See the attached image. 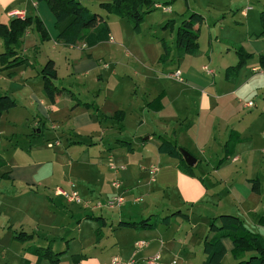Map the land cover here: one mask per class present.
Returning a JSON list of instances; mask_svg holds the SVG:
<instances>
[{"label":"crops","instance_id":"0c3cea01","mask_svg":"<svg viewBox=\"0 0 264 264\" xmlns=\"http://www.w3.org/2000/svg\"><path fill=\"white\" fill-rule=\"evenodd\" d=\"M253 3L261 5L259 0H225L222 10L217 11L210 2L213 12L209 14L211 11L208 10L205 14H200L204 21L200 26L198 54L178 60L175 50L170 54L171 62L175 58L177 60L174 70H180L183 79L181 83L185 82V86H158V81H163L162 78L168 74L162 75L157 70L140 68L132 73V82L127 81V98L117 95L116 89L120 90V86L116 85L112 91L114 107L111 112L102 113L99 102V105L94 100L82 102L74 95L73 90L74 86L83 87L85 77L91 73L98 82H103L105 65L108 68L106 71L111 70L106 63L116 62L123 54L131 55L126 41L122 39V29H111L110 40L91 49L85 48L83 44L69 47L56 42L55 19L46 5L44 7L34 0H0V24H8L16 18V13H22L25 19H40L49 36L48 41L40 42L39 35L31 26L25 32L20 48L16 50L17 57L24 58L28 66L0 71V95H8L17 105L16 113L12 109L3 114L1 120L5 118L4 123L13 127L14 114L22 115L23 124L25 121L28 123L26 115L30 114V126L23 135L40 138L47 129L48 133L51 132L50 142L66 137L65 151L76 147L70 146L72 142L82 143L78 146L82 148V153L89 147L87 151L92 152L93 157L83 160V166L92 169L97 181L86 187L83 197L78 195L83 199L94 200L93 203H103L116 194H121L124 199L119 209L107 211L113 213L107 218L102 214L103 210L86 211L85 217H101L105 222L103 238L99 243H95L94 237L97 224L89 223L93 238L90 249L75 248L76 238L72 234L73 238H60L59 242L46 240L37 232L39 218L35 216L34 206L30 204L40 199L47 215L55 213L53 210H61V206L70 205L62 197L53 195L44 182L36 180L35 172H42L41 177H47L51 172L45 174L44 165L16 167V176L13 172L10 175L13 179L11 183L16 184V200L24 198L28 202V206H24L19 217H16V232L32 234V242L42 245L30 247L44 248L52 241L53 252L65 253L59 264H110L114 258L146 264V260L154 256H159L157 264H205L203 239L211 220L220 215L238 217L249 231L264 238V226L258 223L260 218L256 224L251 223V226L246 223V214L241 210L246 200L232 182L223 179V168L210 171V161L196 157L199 153L206 157V150L213 152L215 148H221L225 155V145L233 134L232 139L237 142L233 146L232 157L222 165L225 168L236 161L244 146L253 143V128H262L264 139V100L254 114L244 115L250 109L239 99L241 92L250 84L249 80L241 82L245 76L243 70L249 68L248 64L258 55L264 54V38H257L260 26L257 24L251 27V21L255 18ZM165 10L170 11L168 8ZM195 10L191 8L194 13ZM258 15L259 13L256 14V19L259 21ZM235 46L241 47L254 58L247 61L233 80L219 75L216 79L219 70H227L236 65ZM3 51L0 39V54ZM224 55H228V62H223ZM49 60L54 62L57 76L54 85L60 90L54 104L43 95V77L40 74ZM252 64L251 71L254 74L264 75L262 69L255 63ZM113 66L109 74L111 80H116L117 64ZM10 74L12 77H9ZM74 81H80V84ZM62 97H66L70 103L61 101ZM100 97L99 90L94 98ZM122 98H126V101ZM84 104L94 105L97 111L83 107ZM116 113L121 115L116 116ZM17 122L16 119V124ZM75 137L81 140H76ZM157 137L175 142L196 159L194 177L184 174L177 160L158 153L160 141ZM70 161L68 164L72 166L74 163ZM152 170H155L153 174ZM213 173L220 176L221 183L215 181L211 185H226L228 188L224 207L217 195H209L206 186ZM256 179L259 181L257 177L243 179L242 184L250 192L249 198L262 195L264 181L261 179L259 194H254L251 190L250 181ZM115 181L121 184L118 191L112 187ZM71 186L77 190L73 180L54 188L70 190ZM260 199L256 205H260ZM176 212L187 216V220L177 216L168 226H158L152 230L117 227L120 221L139 222L152 216L165 218ZM73 217L75 218L74 214ZM78 221L77 231L80 234L85 218L82 216ZM40 239L43 243H40ZM222 244L225 249L222 264H236L231 254V241L223 239ZM250 255L251 253L245 254V259ZM27 261L28 264H36L35 258L27 257ZM41 264L48 263L43 261Z\"/></svg>","mask_w":264,"mask_h":264},{"label":"rangeland","instance_id":"374dc122","mask_svg":"<svg viewBox=\"0 0 264 264\" xmlns=\"http://www.w3.org/2000/svg\"><path fill=\"white\" fill-rule=\"evenodd\" d=\"M78 1L88 11L93 14H99L103 19H105L110 30L122 29V39L126 41L127 48L131 54L128 56L123 54L116 60V62L110 61L111 63H106L110 66V71H112L114 67L113 65L115 63L117 64V67L115 66L117 69L116 75L118 76L116 80H111V74H109L110 71H106L108 68L104 67L106 70L102 73L104 78L103 82H98L96 80V76L91 73L85 77L83 87L74 86L73 91L75 93L73 91L72 92L80 101L90 102L94 100L96 101V104L99 102L101 106L99 108H101L102 113H109L113 109L112 91L116 85L120 86V90L119 88L116 89L117 95H121L122 97L125 96L127 98V81L132 82V73L138 71L140 68L157 70L162 75L168 74L169 76L165 75L164 78H162L163 81H158V86L162 84L165 87H178L179 84L181 86H185V82L179 83L174 79L169 78V73L174 72V69L177 67L175 64L178 60H176V57L173 60L174 62H171L170 57L171 52L174 50L176 51L175 32L181 22L187 19L186 13L192 12L191 8L194 10L197 9L195 10L197 14H205L208 10L211 11L209 13L211 14L213 12L212 4L215 5L214 7L217 11H220L222 10L221 6H223L225 2V0H149L151 2L149 7H145L143 9L144 15L143 21L140 25V32L136 34L133 31L131 24L126 19H119L107 13L104 8L100 6L101 4L112 3L113 0ZM210 2H212V4H210ZM259 3H261L260 6L253 3V6H255L253 12L255 14V18L251 21V27H254L257 24L260 26V20L258 21L256 19V14L259 13V18L260 13L264 12V0H259ZM154 4L162 5V7L155 9L153 6ZM41 5L44 6L46 4L41 3ZM166 8L170 9V11H166ZM224 30H226V28ZM224 35H227V33H224ZM227 36H230V34ZM165 48L170 51L167 59L164 57ZM262 56H264V54L258 55L254 61L248 64L249 68H245L243 70L245 76L242 78L241 82H243V80H249L250 84L244 91L241 92L239 99L241 103L248 104L247 102H251L253 104L252 107L248 108L250 109L249 111H245L246 113L244 115L254 114V112L257 111L256 109L259 108L258 105H260V103L264 100V75H256L251 71V67L253 66L252 63H255V65H257V67L262 69L264 72V60H262L261 65H259L261 59L260 57ZM224 57L223 62H228V60L226 61V59H229L227 58L228 55H224ZM216 61H218V58ZM11 70L13 69L8 71ZM225 74L226 69L222 71L219 70L218 73H216V79L218 75L225 78ZM74 82L80 84V81ZM74 82L72 83V86L74 85ZM148 88L150 89L151 86ZM257 89H259V91ZM99 90L101 97L99 99H95L94 96ZM126 98H122V100L126 101ZM61 101H66L68 104L70 103L66 97H62ZM14 109L15 110L13 111L16 113V107ZM26 117L28 123L25 121L23 124L22 115L20 116L14 114L12 116L15 120V125H13V127L4 123L5 118H3L0 122V157L6 163V166L0 169V264H21L22 261H27V257L31 259L35 258L33 254L26 253V250H28L30 245H37V243L35 244V242H32L33 239L30 241H24L23 243L12 240L13 233L16 232V217H19L24 206H28V202L24 198L16 200V184L11 183L13 179L10 178L12 172L16 176V167L28 166L29 164L36 166L40 164H42V166L44 165L45 174L49 171L51 172H49L47 177H41L42 172L40 171L38 173L35 172V178L37 181L40 180L41 182H44V184L48 185L51 192H53V195H55L56 188H61H54L55 186L64 184L69 180H73L76 184V191L81 197H83L86 192V187L91 186L92 183L97 181L94 177L95 174L92 172V169L89 170L87 167L84 168L83 166V160H86L88 157H93V153L87 151L89 147L85 148L84 153L80 150L82 148L78 146L65 151L66 146L64 145L67 142L65 140L66 137L60 141L52 140V142H50L51 132L48 133L47 129L44 130V135L40 136V138L23 135L25 134L26 129L30 126L29 120L32 119L30 114L26 115ZM16 119L18 121L17 124ZM262 132V128H253L251 131L253 143L244 146L241 149V153L238 155L236 161L228 164L225 168L222 167V165L228 160L225 159L221 148H215L213 152H211L210 149H207L206 157L200 155V153L199 155H196V157L200 160L204 161L205 158H207L210 161V171L211 169L212 171H218L219 167L223 168V172L221 173V176H224L223 179H225V181L228 180L232 182L237 187L239 194L246 200V203L242 206L241 210L244 214H246V223H250L249 226H251V223L253 224V222L256 224V221L259 218L264 217V185L260 199V197L249 198L248 195L250 192L242 184L243 179L250 177L253 179L257 177L259 181L260 179L264 181V139ZM127 134L129 135V133ZM75 138L76 140H81L79 137ZM48 145H50V147H48ZM61 145H63V147ZM33 146L36 149H34ZM217 152L220 153L217 154ZM69 159L74 163L72 166L68 164V162H71ZM53 161H56V163L54 164ZM4 174H8L9 179H6V177L4 178L2 176ZM220 179L221 178L218 174L213 173L212 177L208 178L206 186L209 189V195H217L221 200V206L224 207L226 205L225 200L228 198V188L226 185H219L218 187H213L211 185V183H214L215 181L220 184ZM81 199L87 200L83 198ZM259 199L260 205H256V203H259ZM87 201L93 202L94 200ZM30 205L34 206L33 212H35V216L39 218V227L37 232H39L41 238L46 240H56L59 242L58 240L60 238H73L71 236L72 234L74 235V238H76L75 248H84L85 250L91 248L93 238H91L92 229L90 228L89 223L94 222L85 220V224L81 227L80 234L77 231L79 223L78 219L82 216L85 218V213L88 210L84 209L82 204H69L70 206L68 207L61 206V210H53L55 213L52 215H47L45 213L40 199L35 200V202ZM105 210L106 209L102 211V214L106 218L113 215V213L110 214L107 212L108 210ZM73 214L75 218L73 217ZM40 240V243H43V240Z\"/></svg>","mask_w":264,"mask_h":264},{"label":"trees","instance_id":"16d2710c","mask_svg":"<svg viewBox=\"0 0 264 264\" xmlns=\"http://www.w3.org/2000/svg\"><path fill=\"white\" fill-rule=\"evenodd\" d=\"M40 4L45 3L55 19V28L57 30L56 42L65 46L74 47L77 44H83L85 48L91 49L101 43L110 40V29L99 14H93L83 7L78 0H34ZM149 0H113L112 3L101 4L104 10L119 18L126 19L132 26L133 31L138 34L140 32V25L143 21V9L149 7ZM156 9L162 5L154 4ZM187 19L183 20L177 31L175 32V49L177 59H182L185 56H196L198 54V39L200 34V26L204 19L200 14L194 12L186 13ZM261 32L257 38H264V12L260 13ZM172 24V22H171ZM31 26L34 27L39 35L40 42L49 40L48 33L40 19L34 18H15L8 24H0V39L3 42L4 52L0 54V71L14 69L20 66H28V62L24 58H19L16 55V50L22 44V38ZM170 51L164 49V57L168 58ZM235 55L238 59L234 67L226 70L225 77L233 80L236 74L245 67L247 61L253 58L252 55L246 53L241 47H234ZM259 65L264 60V56L260 57ZM40 74L43 77V95L51 103L54 104L60 90L54 85L57 80L56 69L54 62L49 60L42 67ZM12 77V75H9ZM16 102L8 95H0V120L3 114L9 112L16 107ZM85 108H97L90 104L82 105ZM121 115L116 113V116ZM116 118V117H114ZM231 134L229 141L225 145V159L232 157V149L237 140L232 139ZM160 141L157 151L159 154L166 155L169 158L175 159L181 165L184 174L194 177L193 168L185 165L180 151L184 150L175 142L169 141L163 137H157ZM122 144V143H121ZM124 144V143H123ZM81 142H72L70 146H80ZM126 146V145H125ZM224 161V160H223ZM222 161V162H223ZM6 166L5 161L0 157V169ZM9 179L8 174L2 175ZM252 185V192L259 194V181H250ZM181 217L187 220V216L182 215L181 212H176L173 215L165 218L152 216L142 219L139 222H124L118 223V228L135 229V230H152L158 226H168L171 220L175 217ZM85 220L92 221L97 224V229L94 231L95 243H99L103 238V229L105 222L101 217L86 216ZM258 223L264 226V218H260ZM32 234L24 232L13 233L12 240L23 243L24 241L32 240ZM223 239L231 241L233 250L231 252L233 260L236 264H264V238L260 235L249 231L236 216L220 215L218 218L211 220L206 236L203 239V253L206 256L205 264H222L225 256V249L222 244ZM26 253L33 254L36 259V264H41L46 261L48 264H59L64 252L55 253L52 250V241H49L44 248L29 247ZM251 255L245 259V254ZM21 264H28L27 261H22Z\"/></svg>","mask_w":264,"mask_h":264},{"label":"built area","instance_id":"2783aa9c","mask_svg":"<svg viewBox=\"0 0 264 264\" xmlns=\"http://www.w3.org/2000/svg\"><path fill=\"white\" fill-rule=\"evenodd\" d=\"M14 16L16 18L24 19L22 13H16ZM105 67L107 66L105 65ZM170 78L174 79L179 83L183 82L181 72L179 69L174 70V72L170 74ZM252 106L253 104L251 102L247 104V107H252ZM48 147H50V145H48ZM154 172L155 170H152V174ZM112 187L114 188V190L118 191L121 188V184L115 181L112 183ZM55 195L62 197L68 204H77V205L82 204L84 206V209H88L90 211H102L104 209L109 211H114L116 209H119L124 203V199L121 196V194H116L115 196L111 197L110 199L106 200L103 203L102 202L93 203L92 201L82 200L81 197L78 195V193L74 190L73 186H71L70 190L56 188ZM158 260H159V256H154L148 258L146 260V264H157ZM110 264H135V262L133 261L125 262L118 258H114L111 260ZM171 264H176V263L172 262Z\"/></svg>","mask_w":264,"mask_h":264},{"label":"water","instance_id":"95a60500","mask_svg":"<svg viewBox=\"0 0 264 264\" xmlns=\"http://www.w3.org/2000/svg\"><path fill=\"white\" fill-rule=\"evenodd\" d=\"M181 157L186 166L193 168L196 164V159L190 155L187 151L181 150L180 151Z\"/></svg>","mask_w":264,"mask_h":264}]
</instances>
